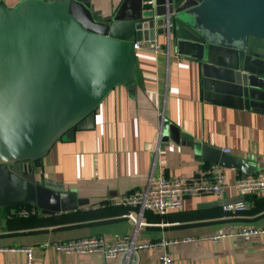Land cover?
<instances>
[{"label": "crops", "instance_id": "obj_1", "mask_svg": "<svg viewBox=\"0 0 264 264\" xmlns=\"http://www.w3.org/2000/svg\"><path fill=\"white\" fill-rule=\"evenodd\" d=\"M21 1L0 4L14 7ZM88 1L104 17L119 11L124 2ZM155 38L163 51H136L133 80L117 85L103 99L95 128L56 142L35 169L40 180L76 191L80 207L52 215L35 209L29 214H37L33 220L12 223L13 211L0 208V264H28L21 250L25 247L33 248L31 264H118L101 254H67L53 246L95 236L108 242L124 236H136L138 242L179 240L167 250L140 249L138 264H160L164 251L174 264H264V233L207 238L264 229V193L239 192L234 183L245 174L238 169L226 168L223 203L243 200L248 204L243 211L227 212L213 195H202L187 198L181 210L166 214L147 210L137 226L128 216L138 215L137 209L112 203L120 195L143 189L151 174L193 176L213 164L203 162L188 140L246 158L256 166L255 174L264 173V100L251 108L206 100L199 63L178 54L173 45L168 49L160 35ZM164 119L178 126L179 142ZM46 216L53 217L51 224L44 223Z\"/></svg>", "mask_w": 264, "mask_h": 264}, {"label": "water", "instance_id": "obj_2", "mask_svg": "<svg viewBox=\"0 0 264 264\" xmlns=\"http://www.w3.org/2000/svg\"><path fill=\"white\" fill-rule=\"evenodd\" d=\"M165 15L171 46L200 65L206 100L263 102L264 0H124L108 17L88 0L0 4V208L32 204L52 215L80 207L76 191L40 180L34 162L65 136L95 128L103 99L134 78V43L163 35ZM165 124L179 142L178 126ZM187 143L203 162L256 172L220 147Z\"/></svg>", "mask_w": 264, "mask_h": 264}, {"label": "built area", "instance_id": "obj_3", "mask_svg": "<svg viewBox=\"0 0 264 264\" xmlns=\"http://www.w3.org/2000/svg\"><path fill=\"white\" fill-rule=\"evenodd\" d=\"M164 38L165 44L169 49L171 46V22L170 16L164 17ZM136 51L150 50L155 53L163 51V44L156 38L153 40L136 41L134 43ZM169 51H166L168 54ZM226 168L220 164L213 163L208 168L199 171L193 176L168 177L165 175L151 174L147 185L143 189L133 190L132 192L118 196L112 200L113 204L129 206L138 211V215L129 212L137 226H141V217L147 210H152L159 214H166L172 210H181L185 206L187 198L202 195H213L217 200L223 201L226 183ZM234 186L241 193L255 192L264 193V173L245 175L236 178ZM223 209L227 212H239L247 209L248 204L243 201H231L222 203ZM35 210V209H31ZM31 210L20 209L19 215H29ZM264 233V229H247L237 233H221L207 236L211 240L225 237L226 235H255ZM187 238L186 240H194ZM205 239V238H198ZM175 241L158 242H138L136 236H124L115 242H108L103 237H84L72 239L66 242L53 243L54 248L67 254H101L107 259L117 260L118 264H138L140 249L161 247L165 250ZM26 252L28 264H31L34 251L31 247L21 249ZM160 264H174L173 257L164 251L159 257Z\"/></svg>", "mask_w": 264, "mask_h": 264}, {"label": "trees", "instance_id": "obj_4", "mask_svg": "<svg viewBox=\"0 0 264 264\" xmlns=\"http://www.w3.org/2000/svg\"><path fill=\"white\" fill-rule=\"evenodd\" d=\"M41 161H42V159L41 160H38V161H35L34 162V167H35V169L37 168V167H40V165H41ZM2 209H5V210H7V211H9V212H11V211H13L12 212V214L11 213H9L10 214V219H9V222H11L12 223V219L13 220H21V221H25L26 220V222H27V220L29 221V220H33L34 218H36L37 217V214L36 215H29L28 217H22V216H20L19 214H18V211L20 210V209H26V210H31V209H35L34 208V206L32 205V204H23V205H19V206H16V207H7V208H2ZM36 211L38 212V210L36 209ZM70 212H72V211H70ZM67 213V212H66ZM46 217H48L49 219H48V221H44V223L46 224H51L52 223V216H46ZM39 223V222H38ZM38 223H37V225H38Z\"/></svg>", "mask_w": 264, "mask_h": 264}, {"label": "rangeland", "instance_id": "obj_5", "mask_svg": "<svg viewBox=\"0 0 264 264\" xmlns=\"http://www.w3.org/2000/svg\"><path fill=\"white\" fill-rule=\"evenodd\" d=\"M160 37L164 39V35H160ZM62 140L69 141L70 139H69L68 137L65 136L64 139H62ZM19 168H20V167H19ZM20 169H21V168H20Z\"/></svg>", "mask_w": 264, "mask_h": 264}]
</instances>
